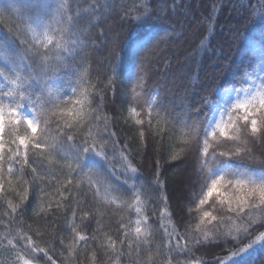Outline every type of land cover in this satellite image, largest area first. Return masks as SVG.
Returning <instances> with one entry per match:
<instances>
[{
	"label": "snow or ice",
	"instance_id": "1",
	"mask_svg": "<svg viewBox=\"0 0 264 264\" xmlns=\"http://www.w3.org/2000/svg\"><path fill=\"white\" fill-rule=\"evenodd\" d=\"M80 2L35 0L24 6L33 12L20 18L19 23L6 15L9 10L20 12L13 0L0 4V23L6 25V31H0V193L6 191V184L13 188V178L17 187L35 181L43 185L53 176L54 168L67 169L68 179L61 184L59 195L62 200L67 199L75 188L78 207L86 206L89 197L93 201L112 203L110 193L131 194L134 203L125 206L133 207L137 215L134 229L125 230L116 239L109 235L99 245L104 255L109 258L115 255L116 264L126 254L129 264H139L141 246L150 244L151 225L155 223L152 217L172 223L171 231L165 226L164 242L157 247V254L167 257L166 264L174 261L175 264H206L192 258L193 250L205 244L231 245L227 254L222 249L211 264H249L257 246L264 248V152L257 156L253 150V146L264 145V68L253 77L242 65L239 78L230 87L216 90L220 91L221 103L210 106L202 98L198 106L182 105L177 113L171 102L159 95L157 86L150 87L152 58L158 55L159 45L165 41L157 35L137 47L134 76L136 87L142 92L133 88L134 99L138 102L142 94L146 95L143 103H137L130 111L139 117L135 125L139 126L142 144L147 149L151 140L159 138L162 142L167 136L173 151L179 148L180 153L194 152L197 158L199 190L192 193L186 207L189 215L196 213L199 222L190 232L183 216L173 222L165 183L158 171L159 162L151 177L141 176L130 158L128 145H120L116 133L108 127L109 118L101 115L106 93L93 82L87 51L90 43L94 52L99 49L89 34L82 30L77 34L83 17L78 11L74 13L73 6L78 8ZM155 2L158 4L159 0ZM216 3L217 0H210L209 20ZM106 7L110 5L96 0L89 6V17L103 14ZM261 9L264 11V5ZM116 15L122 27L144 23L156 15V10H149L145 5L142 12L137 9L134 15L124 6ZM102 23L92 24L89 19L93 28ZM111 40L109 55L99 62L109 64V68L98 76L107 80L104 87L114 95L121 75L118 65L123 39L117 34ZM70 62H75V67L82 71L75 81L69 82L71 94H61L59 88L53 90L49 85ZM153 91L156 95L151 94ZM6 134L8 140H5ZM172 158H179V154ZM117 159L119 171L114 163ZM28 170L32 181L23 179ZM157 202L161 207L150 216L147 207ZM217 204L223 209V215L214 214ZM29 207L28 188H24L20 204L9 201L11 211L5 214L9 218L0 221L4 227L0 233V250L10 257L6 264H56L54 248L41 247L22 227H13L17 215L23 217ZM33 211L39 216L43 209ZM82 211V223L89 217L95 218L86 207ZM75 216L73 211V221L68 225L73 234V243L68 246L70 256L81 243L97 245L95 233L88 236L78 231ZM131 223L126 225L121 220L120 228L129 229ZM60 243L63 244L62 239ZM181 256L185 257L183 261L178 259Z\"/></svg>",
	"mask_w": 264,
	"mask_h": 264
},
{
	"label": "trees",
	"instance_id": "2",
	"mask_svg": "<svg viewBox=\"0 0 264 264\" xmlns=\"http://www.w3.org/2000/svg\"><path fill=\"white\" fill-rule=\"evenodd\" d=\"M95 2L96 0H81L78 8L75 5L73 7L74 13L78 11L83 17L76 29L77 34L81 30L89 34L91 41L99 49L98 52H94L90 43L87 51L90 54L89 62L92 64L93 82H96L97 87L106 93L101 115L109 118L108 127L116 133L120 145H128L131 152L130 158L141 176L151 177L157 171L156 165L159 162L158 171L165 183L173 222L183 216L184 225L191 232L199 222L196 213L189 215L186 207L192 198V193L199 190L197 158L194 152L180 153L179 148L173 151L169 147L171 141L167 136L162 142L159 138L151 140L147 149L142 144L139 126L135 125V119L139 117H134L130 111L131 107L136 106L137 103H143L146 95L142 94L138 102L134 99L136 92H142L136 87L134 76L137 47L140 43L152 40L157 35L165 41L159 45L158 55L152 58L153 63L149 69L150 87L157 86L159 95L166 97L177 113L180 112L182 105L198 106L203 102L202 98H206L209 105L214 106L222 102L220 91L216 90L219 88L222 91L223 88L230 87L239 78L242 65L253 77L260 73L261 68H264V60H262L264 57V11L261 9L264 0H217L211 20L207 19L210 0H174V2L159 0L158 4L155 0H135L134 4L133 0H101V3L110 7H106L103 14L98 13L89 17V6ZM3 3L5 0H0V4ZM13 3L20 8L19 14L9 10L6 15L19 23L20 18L33 12L31 9L25 10L24 6L35 3V0H13ZM145 5L149 10L155 9L156 15L141 24L119 26L121 21L116 13L120 12L124 6H128L135 15L136 10L139 9L142 12ZM157 16L160 18H156ZM89 19L92 24H99L100 21L103 23L93 28L89 24ZM0 31H6L5 23H0ZM117 34L123 39L121 61L118 65V72L121 75L113 95L104 87L107 80L98 74L109 68V64L99 62L109 55V49L112 46L111 37ZM80 71L82 69H77L75 62H70L68 66L61 68L57 78L49 86L53 90L59 88L61 94H71L69 82L75 81ZM133 88H136V92H133ZM151 94L156 95V91ZM153 123L155 125V121ZM8 139L6 134L5 140ZM253 150L254 154L259 156L264 152V145L253 146ZM177 154L179 158L173 159L172 156ZM114 163L119 171V159ZM181 167L184 174L189 175L191 182L183 200L180 199L181 192L179 193L181 183L180 181L177 183L174 179ZM23 179L32 181L30 170ZM67 179V169L62 168H54L53 176L43 185L35 181L30 184H20L17 187L13 178L15 190L13 191V188L6 184V191L0 193V221H7L9 218L5 215L11 211L8 208V202L11 201L14 205L20 204V194L24 188H28V202L31 203V207L27 209L23 217L17 215L14 228L17 225L22 227L41 247L54 248L53 259L56 264H62V262L63 264H101V261H105L106 264H116L115 255L111 258L104 255L99 245L104 244L109 235L116 239L117 235L125 230L134 229L137 215L133 207L125 206L134 203L131 194L110 193L112 203L93 201L89 197L86 206L78 207L74 198L77 195L75 188H72V194L68 195L67 199L62 200L59 195L62 190L61 184L66 183ZM122 180L123 178L121 183ZM75 183L76 181L73 180V184ZM174 184L175 189L172 188ZM177 184H179L178 187ZM82 191L83 188L80 193L81 199ZM177 194H179L178 202L175 203L174 196ZM85 207L95 215L94 219L89 217L90 224L89 220L81 222L82 208ZM160 207L158 202L154 206L150 203L147 207L148 214L151 216L152 212L158 211ZM181 207H183L182 213ZM41 208L43 211L37 216L33 210L39 211ZM73 211L76 213L75 223L79 225L78 231L88 236L95 233L97 245L89 243L84 246L81 243L76 246V251L70 256L68 246L73 243V234L68 225L73 221ZM214 214H224L220 205L217 204ZM121 220L126 225H129V221L132 222L129 229L120 228ZM152 220L155 223L151 225L150 244L141 246L143 251L139 257V264H166L167 257L163 253L157 254V247L164 242L165 226L168 231H171L172 223L166 219L161 222L156 217H152ZM180 230L184 231L183 228ZM3 231V223H0V233ZM61 239L63 244L60 243ZM117 247L120 245L117 244ZM228 247L231 245L215 247L212 244H205L198 250H193L192 258L211 264L214 257L221 254L222 249L224 254H227ZM8 259H10L9 254L0 250V264H6ZM178 259L183 261L185 257L181 256ZM120 264H129L127 254L120 257ZM249 264H264V248L257 246L255 253L249 258Z\"/></svg>",
	"mask_w": 264,
	"mask_h": 264
},
{
	"label": "rangeland",
	"instance_id": "3",
	"mask_svg": "<svg viewBox=\"0 0 264 264\" xmlns=\"http://www.w3.org/2000/svg\"><path fill=\"white\" fill-rule=\"evenodd\" d=\"M177 183L180 181L181 185H180V191L179 193L181 192V200H183V196L186 194V191L187 189L189 188V186L191 185V182H190V178H189V175L188 174H184V170H183V167H181V169L179 168V170L177 171V174L175 176V178ZM179 186V184H177V187ZM172 188H176L175 184ZM182 190V191H181ZM179 194L175 195L174 196V201L175 203L178 202V196Z\"/></svg>",
	"mask_w": 264,
	"mask_h": 264
}]
</instances>
